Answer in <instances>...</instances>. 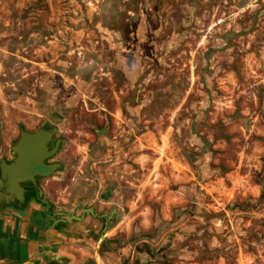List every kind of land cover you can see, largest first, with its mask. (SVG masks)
Returning <instances> with one entry per match:
<instances>
[{"label": "rangeland", "instance_id": "1", "mask_svg": "<svg viewBox=\"0 0 264 264\" xmlns=\"http://www.w3.org/2000/svg\"><path fill=\"white\" fill-rule=\"evenodd\" d=\"M43 129L50 264H264V0H0V164Z\"/></svg>", "mask_w": 264, "mask_h": 264}, {"label": "crops", "instance_id": "2", "mask_svg": "<svg viewBox=\"0 0 264 264\" xmlns=\"http://www.w3.org/2000/svg\"><path fill=\"white\" fill-rule=\"evenodd\" d=\"M27 190L10 193L0 178V264H50L54 258V220L40 196Z\"/></svg>", "mask_w": 264, "mask_h": 264}, {"label": "water", "instance_id": "3", "mask_svg": "<svg viewBox=\"0 0 264 264\" xmlns=\"http://www.w3.org/2000/svg\"><path fill=\"white\" fill-rule=\"evenodd\" d=\"M42 135H43V130L35 134L23 133L18 145L14 149V151L19 154L17 161L9 164L6 163L5 161L1 162L0 178L1 180L3 179L7 181L8 190L10 193L11 192L13 193L14 191H18L19 193L23 194L25 190L20 184L26 182V179H28L30 176H33V174H40L38 173V171L36 173H32L34 167H31V162L30 163L27 162L28 159H26V157L24 156L25 151H27V149H24V145L26 142L31 143L32 145L31 153L35 157V159H38L37 162L38 165L44 168H49L46 167V165H44L42 161L48 157H51V155L55 153L54 151L55 149L53 151L49 150V144H50L49 135L46 136H42ZM42 137L45 138L46 140L44 141ZM39 196L42 199L41 200L42 203L48 204V201L42 198L43 193L40 187H39Z\"/></svg>", "mask_w": 264, "mask_h": 264}, {"label": "flooded vegetation", "instance_id": "4", "mask_svg": "<svg viewBox=\"0 0 264 264\" xmlns=\"http://www.w3.org/2000/svg\"><path fill=\"white\" fill-rule=\"evenodd\" d=\"M32 134H35V133H32ZM51 143H53L52 140H50V144ZM54 149H55L54 145L51 146V148H49L50 151H53ZM55 155H56V152L54 154H52L51 157H48L42 161L44 163V165H46V167H49V168H44V167L43 168H40V167H34L33 168L32 173H36L38 171V173H40V174H33V176H30L28 179H26V182H24V185H23V188H24V190L26 189L25 190L26 192L28 191L27 189H31L33 191V193H35L39 197L38 185L41 186V184H40L41 180L45 179L49 174L57 171V162L55 161ZM18 157H19V154L17 153L16 158L14 159L13 162H16ZM25 191L23 192L24 194H26Z\"/></svg>", "mask_w": 264, "mask_h": 264}, {"label": "bare ground", "instance_id": "5", "mask_svg": "<svg viewBox=\"0 0 264 264\" xmlns=\"http://www.w3.org/2000/svg\"><path fill=\"white\" fill-rule=\"evenodd\" d=\"M46 135H48V133H47L46 130H44L42 136H46ZM43 140L45 141L46 139L43 138ZM31 147H32V145L29 142H26L25 145H24V149H27V151H25V155H24L26 157V159H28L27 162H29V163L31 162V167H40V168H43L40 165H38V163H37L38 162V159H35V157L32 155V153H31ZM16 188H17V186H16Z\"/></svg>", "mask_w": 264, "mask_h": 264}, {"label": "trees", "instance_id": "6", "mask_svg": "<svg viewBox=\"0 0 264 264\" xmlns=\"http://www.w3.org/2000/svg\"><path fill=\"white\" fill-rule=\"evenodd\" d=\"M159 262V261H158ZM166 264V263H165Z\"/></svg>", "mask_w": 264, "mask_h": 264}]
</instances>
